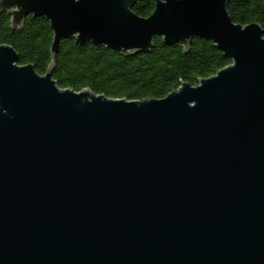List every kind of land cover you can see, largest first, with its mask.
Here are the masks:
<instances>
[{"label":"water","instance_id":"obj_1","mask_svg":"<svg viewBox=\"0 0 264 264\" xmlns=\"http://www.w3.org/2000/svg\"><path fill=\"white\" fill-rule=\"evenodd\" d=\"M0 0L122 55L211 41L232 64L163 99L62 90L0 46V264H264V31L231 0Z\"/></svg>","mask_w":264,"mask_h":264},{"label":"trees","instance_id":"obj_2","mask_svg":"<svg viewBox=\"0 0 264 264\" xmlns=\"http://www.w3.org/2000/svg\"><path fill=\"white\" fill-rule=\"evenodd\" d=\"M154 10V0L138 1L133 8L141 18L150 17ZM228 13L235 24H258L264 31V0H231ZM52 42L53 31L44 18L28 16L21 28L13 30L10 15L0 14V46L13 48L18 65H32L41 76L53 66L52 79L62 90H89L128 101L163 99L182 84L197 86L232 64L211 41L199 38L186 51L180 43L167 46L157 37L149 53L138 55L63 40L53 57Z\"/></svg>","mask_w":264,"mask_h":264}]
</instances>
